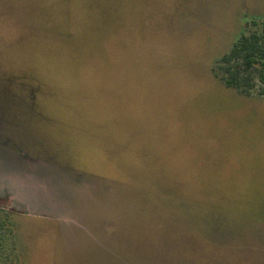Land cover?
Instances as JSON below:
<instances>
[{"label":"rangeland","instance_id":"obj_1","mask_svg":"<svg viewBox=\"0 0 264 264\" xmlns=\"http://www.w3.org/2000/svg\"><path fill=\"white\" fill-rule=\"evenodd\" d=\"M255 18L264 0H0L23 247L0 264H264V98L213 72Z\"/></svg>","mask_w":264,"mask_h":264},{"label":"trees","instance_id":"obj_2","mask_svg":"<svg viewBox=\"0 0 264 264\" xmlns=\"http://www.w3.org/2000/svg\"><path fill=\"white\" fill-rule=\"evenodd\" d=\"M213 72L225 87L246 97L257 89V95L264 98V18L249 20L231 48L217 60ZM9 213L0 209V263L16 261V252L22 247L17 221Z\"/></svg>","mask_w":264,"mask_h":264}]
</instances>
